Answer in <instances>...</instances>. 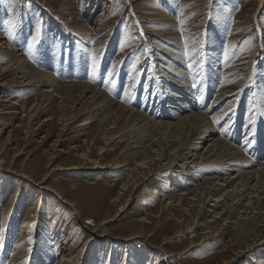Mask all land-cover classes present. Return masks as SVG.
<instances>
[{
    "label": "rangeland",
    "instance_id": "1",
    "mask_svg": "<svg viewBox=\"0 0 264 264\" xmlns=\"http://www.w3.org/2000/svg\"><path fill=\"white\" fill-rule=\"evenodd\" d=\"M0 35V65L23 58L0 76V264H264V218L202 214L199 167L82 92L156 121L190 93L181 113L230 108L240 147L264 120V0H0Z\"/></svg>",
    "mask_w": 264,
    "mask_h": 264
},
{
    "label": "bare ground",
    "instance_id": "2",
    "mask_svg": "<svg viewBox=\"0 0 264 264\" xmlns=\"http://www.w3.org/2000/svg\"><path fill=\"white\" fill-rule=\"evenodd\" d=\"M62 21H64L63 18L60 22ZM1 38L2 36L0 35V42ZM12 53L13 51L11 55ZM22 60L21 56L14 57L13 54V58H10L7 63L0 65V76L4 75L12 64L21 65ZM10 61L14 62L9 63ZM35 74L37 76H31L27 83H33L38 80L43 82L54 80V77L49 72H43L38 69ZM4 83L6 82L2 84L4 85ZM74 83L78 84L80 82ZM181 84L185 86L184 91L187 92L190 87L189 80L182 79ZM86 91L92 92L93 106L90 110H106L108 119L113 117L115 121L116 119L125 120L124 123L126 124L118 131L120 138L123 139L128 135L136 134L137 136L133 138L135 145L138 147L144 145L146 147L149 144L145 142L148 138L150 139L160 134V138L157 141V145L159 144L160 148L158 150L159 156L165 155L173 145V148H175L174 161L187 157L190 158V163L187 166L199 167V171L206 176L197 186L202 191L200 196L203 209L200 212L202 214L209 210H216L220 217L235 221L241 220L246 226L257 219L264 218V162L261 164L256 162L264 157V120L261 121L260 127L256 126L255 129L253 127L254 131L252 129L253 132L251 131L252 135L249 139H247L248 136L246 135L241 142L238 141L241 144L240 148L235 143L228 141L226 139L227 135L223 137L221 133L219 134L216 127V119L219 121L218 123H224L231 115L230 112L232 110L230 111L228 107L225 108L224 105L222 108L216 109L217 112L211 114L210 111H199L198 108L200 106L197 104L198 106L195 110L192 109L187 114H184L181 112L188 105L196 104V101L191 99L189 93L186 95V103L181 104L177 100L182 94L177 93L174 99L175 105L173 104L176 109L170 111L167 108L169 114H166L167 117H171L170 115L172 114L175 117L178 116L176 120L156 121L151 118L152 116H148L146 113L133 108L129 109L122 104L114 107L115 98L110 97L103 90L99 88L93 89L91 85L83 82L82 92ZM205 101L206 99L204 103ZM90 121L91 119L86 120V122ZM152 127L154 129L151 131L150 128ZM240 128L242 126H240L238 120V123L230 129L228 134V136L235 137V139L231 138L232 141L239 137ZM248 133L250 134V132ZM194 141L198 144L193 145ZM187 153L188 155L186 156ZM220 162L222 163V168H218ZM255 164L258 165L253 167ZM231 166H237L239 170L234 174H228ZM29 215L28 212L27 216Z\"/></svg>",
    "mask_w": 264,
    "mask_h": 264
}]
</instances>
